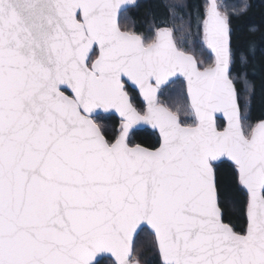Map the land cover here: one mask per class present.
Returning <instances> with one entry per match:
<instances>
[{"label":"snow or ice","instance_id":"snow-or-ice-1","mask_svg":"<svg viewBox=\"0 0 264 264\" xmlns=\"http://www.w3.org/2000/svg\"><path fill=\"white\" fill-rule=\"evenodd\" d=\"M133 7L0 0V264H139L145 232L151 264H264V119L229 17L207 0L177 41Z\"/></svg>","mask_w":264,"mask_h":264},{"label":"trees","instance_id":"trees-1","mask_svg":"<svg viewBox=\"0 0 264 264\" xmlns=\"http://www.w3.org/2000/svg\"><path fill=\"white\" fill-rule=\"evenodd\" d=\"M221 8L230 19L232 32V47L247 55V63L240 64L237 55L233 67L236 77L238 101L242 116L245 115V102L251 98L250 122L264 119V0H246L248 10L235 15L233 9H238L243 0H220ZM139 7L129 9L127 19L122 24L138 34L153 35L157 27H172L177 41L187 38L195 32L197 10L202 17L206 0H138ZM151 29L152 31H149ZM255 29V31H253ZM254 46V55L250 48ZM247 81V84H245ZM169 107L175 109L180 98L174 93L161 97ZM181 119H184L181 116ZM225 222L231 219L237 221L238 213L230 205H226ZM153 238L146 232L135 239L134 259L141 264H151Z\"/></svg>","mask_w":264,"mask_h":264},{"label":"rangeland","instance_id":"rangeland-1","mask_svg":"<svg viewBox=\"0 0 264 264\" xmlns=\"http://www.w3.org/2000/svg\"><path fill=\"white\" fill-rule=\"evenodd\" d=\"M206 2H207V0H206ZM218 8H219V10H221L222 13L226 14L224 12V10L221 8V1L220 0H218ZM174 37H175V35H174ZM183 39H185V37Z\"/></svg>","mask_w":264,"mask_h":264},{"label":"water","instance_id":"water-1","mask_svg":"<svg viewBox=\"0 0 264 264\" xmlns=\"http://www.w3.org/2000/svg\"><path fill=\"white\" fill-rule=\"evenodd\" d=\"M217 4H218V0H217ZM219 9V8H218ZM221 11V10H220ZM238 105H239V107H240V104H239V101H238ZM242 114V113H241ZM136 239V238H135ZM134 256V255H133ZM134 261H138V260H134ZM139 262V261H138ZM139 264H141L140 262H139Z\"/></svg>","mask_w":264,"mask_h":264}]
</instances>
